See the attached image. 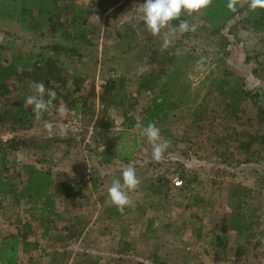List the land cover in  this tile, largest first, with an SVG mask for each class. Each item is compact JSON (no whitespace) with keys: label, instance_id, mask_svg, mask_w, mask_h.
Masks as SVG:
<instances>
[{"label":"trees","instance_id":"trees-1","mask_svg":"<svg viewBox=\"0 0 264 264\" xmlns=\"http://www.w3.org/2000/svg\"><path fill=\"white\" fill-rule=\"evenodd\" d=\"M121 1L98 0V7H113ZM240 1L243 0H237L236 12L227 8L228 0H212L211 5L192 15L182 12L180 20H187L190 24L194 16L201 20L202 24L198 25L195 32H175L180 20L171 21L156 36L147 30H144V34L141 27L138 28L141 36L137 35V28L120 32L118 40L125 46L119 48L132 56L142 68L136 75L138 77L133 76L137 79L138 90L147 96L140 108L142 117L139 129L142 130L148 123H154L160 129L163 141H171L164 156L177 153L189 131L197 129L198 150L212 147L214 155L221 159L222 164L238 168L256 158L264 167V91L248 89L244 79L235 77L227 61L231 45L237 43L244 53L246 49V63L255 59L258 65L253 70L256 77H264V9L252 11L249 8L250 0ZM92 8L80 3V0H0V23L16 24L25 34L35 33L51 39L38 50L13 53L9 58L0 57V98L3 101L0 129L7 125L14 130L29 131L45 121L55 119L61 105L66 106L68 111H74L75 116L89 118L86 122L91 125L97 124L99 120H90L98 103L124 109L127 85L132 79L126 74L129 71L118 74L114 69V74L105 78V84L101 86L102 93L96 95L93 86H83V79L76 77L70 83L69 74L60 60L62 57L81 58L84 56L83 51L94 47L88 22ZM140 24L145 27L144 23ZM165 36L170 40L167 47L163 46ZM146 55H149L148 60ZM201 58L203 63L198 65L197 61ZM144 61L150 63L143 66ZM129 67L127 65V69L131 70ZM203 70L208 74L199 78ZM33 81L42 82L46 89H54L57 93L53 101L55 107L46 111L41 121L35 120L32 106L25 102L27 96L35 94L29 87ZM44 98H48L46 94ZM175 112L184 115L179 124L183 127L184 135L180 138L172 135L169 127L165 130L162 128ZM51 145L50 139L0 140V196L10 197L13 209L21 203L29 206L26 213L30 215L23 222L17 220L14 232L0 235V264H21L23 259H27L26 264H36L42 259H47L48 264H132L126 256L103 261L100 255L84 252L79 256L78 253L55 249L56 243H78L84 240L91 227L87 217H68L65 212L69 211L67 205L82 202L84 190L90 193V198L93 197V193L91 195L87 189L88 184L94 193L98 192V186L93 174L88 181L76 182V192L73 179L57 182L48 169L31 163L8 162L11 154L44 150ZM124 146H120L117 159L127 163L131 160L133 150L126 152ZM108 162L107 158L105 163ZM149 165L152 172L156 173L146 185L150 194L159 198L173 194L169 176L180 180L179 194H189V172L179 161L152 160ZM247 199L248 189L234 188L230 210L223 213L220 236L216 237L225 244L219 241L209 246V249L215 254H222L220 250L223 247L222 258L232 257L234 248L226 247L228 234L231 233L239 240L236 244L245 255V260L256 264L258 259H264L261 254L264 234L259 230L263 223L249 215ZM212 203V200L207 202L210 208H213ZM197 204L198 201L194 203ZM0 211L4 214L7 212L2 208ZM107 212L111 227L119 230L116 242L120 247L118 252L128 255L135 244L125 238L128 208L125 206L121 213L111 204ZM57 223L63 226L58 228ZM154 225L157 223L153 219L146 223L144 232L140 234L143 241H154L159 231L158 226ZM194 227L198 231L201 229L199 225ZM109 228L105 227L104 231ZM61 232L65 234L57 236ZM44 239L50 240L51 244L49 248L42 249L37 257L31 251L40 249V240ZM183 257L187 264L186 260H197L199 255L192 256L187 251ZM150 259L159 263L155 254H151Z\"/></svg>","mask_w":264,"mask_h":264},{"label":"rangeland","instance_id":"rangeland-1","mask_svg":"<svg viewBox=\"0 0 264 264\" xmlns=\"http://www.w3.org/2000/svg\"><path fill=\"white\" fill-rule=\"evenodd\" d=\"M144 2L145 0H122L115 6L104 9V7H98V0H80V3L93 7L88 22L94 47L83 51L84 56L81 58L76 56L60 58L69 74V82H74L76 77L83 79V86H93L96 95L102 93L101 86L105 84L107 76L114 74V69L118 71V74L129 71L126 74L132 79L127 85L124 109L96 104L90 120L93 119L94 122L99 120L93 125L86 122L89 118L82 115L75 116L74 111L64 114L58 111L56 118L51 121L53 128L50 130L45 128L44 124L24 132L3 125L0 129L2 141H10L13 138L52 140V145L47 149L11 154L8 156V162L31 163L48 169L57 182H69L73 179L76 192H78L76 182L88 181L90 175L94 174L98 192L94 193L88 184L87 189L91 195L93 193V197L90 198V193L84 190L85 197L81 199L82 202L67 205L69 211L65 212L68 217L86 216L87 223L91 227L84 240L78 243L72 241L56 243L55 249L60 252L78 253L79 256L84 252L100 255L104 258L103 261L126 256L132 264H186L183 255L189 251L192 256L198 254L199 257L197 260H186L187 264H250L245 260L241 250H238L236 242L239 240H236L234 234H228V242H226V247L234 248L232 257L223 259V247L220 250L222 254H215L209 246L219 241L224 243L216 237L220 236L219 226L222 224L223 213L230 210L231 196L236 187L249 190L248 213L255 221L263 223L259 230L264 234V167L256 158L250 159L248 164L238 168L228 167L214 155L212 147L206 146L204 150H198L196 142L199 131L193 129L186 135L185 142H181L177 153L162 158L164 161H179L189 172V194H179L180 180L172 179L170 176L174 192L169 197H155L147 191L146 185L150 182V177L156 173L152 172V167L149 165V162L154 160L152 146L147 138L141 135V129H139L142 117L140 108L147 100V96L138 90L137 79L133 76L140 73L142 68L132 56L123 53V49L119 46L125 45L118 40L120 32L129 28H137L136 33L139 36L142 33L140 34L138 28L141 27L142 32L147 30L146 26L143 27L140 24L143 21L139 5ZM191 24L201 25L202 23L197 16H194ZM144 34H146L145 31ZM49 41L51 39L35 33L25 34L19 25L0 23V57L2 58H9L13 53L22 54V52L38 50ZM245 54L246 49L244 53L240 45L232 44L227 59L230 69L235 77L244 79L248 89L264 91V77H256L253 71L258 68L255 59L246 63ZM146 57L148 60L149 55ZM149 63L144 61L143 66ZM127 65L131 66L129 67L131 70L127 69ZM206 74L208 72L203 70L199 78H203ZM2 103L0 98V108ZM183 118V113H173L167 124L162 125L163 130L169 127L172 135L183 137V127L179 125ZM161 141H163L162 136ZM122 144L125 145L124 151L133 150L131 160L127 163L117 159ZM107 158L109 162L105 163ZM127 166L135 168L140 184L135 190L128 192L132 203L126 206L128 215L125 238L135 244L128 255H123L118 252L120 247L116 245V242L120 234L118 229L111 227L107 212L111 204L106 201L107 189L111 181L119 178L121 170ZM208 200H212L213 208L208 206ZM196 201L198 204L194 205ZM12 202L10 197L0 196V209L7 211L6 214L0 211V235L8 231L14 232L13 228L17 220L23 222L30 218V215L26 213V208L29 206L21 203L13 209ZM152 219L158 224L159 231L154 241L145 242L140 234L144 232L146 223ZM198 225L201 226L200 231L194 227ZM57 226L60 228L63 225L57 223ZM105 227L110 228L104 231ZM63 234L65 233H57V236ZM40 242V249L31 251L37 257L42 249L49 248L51 244L48 239L40 240ZM261 243L264 245V239ZM151 254L157 255L159 263L150 259ZM261 254L264 255V249ZM260 259L256 264H264V259L263 261ZM26 262L27 259H23L21 264ZM35 263L48 264L47 259L38 260Z\"/></svg>","mask_w":264,"mask_h":264},{"label":"clouds","instance_id":"clouds-1","mask_svg":"<svg viewBox=\"0 0 264 264\" xmlns=\"http://www.w3.org/2000/svg\"><path fill=\"white\" fill-rule=\"evenodd\" d=\"M212 0H145L139 5V10L142 13V21L153 36L159 35L163 29L173 20H180L182 12L188 15L198 13L202 9L211 5ZM227 8L232 11H237V0H228ZM249 8L252 11L264 9V0H250ZM198 25L190 24L187 20H180L178 27L174 30L180 34L186 32H195ZM170 41L167 36L164 38L163 46L167 47ZM203 58L197 61L198 65H202ZM29 87L34 90L35 94L29 95L26 98V104L32 106L34 118L36 121H41L43 114L50 108H54L53 101L56 100L57 93L54 89H46L44 83L30 82ZM45 94L47 99H45ZM61 114L68 112L66 106H61L57 109ZM44 126L47 129H52L53 124L50 121H45ZM141 135L146 137L152 146V158L159 162L162 160L164 153L170 147L171 141H161L160 129L154 123H148L141 130ZM140 184L136 170L132 166L124 167L121 170V176L114 178L111 181L110 187L107 189L108 203L115 205L117 210L123 212L125 206L132 203L128 192L135 190ZM154 226H158L154 225Z\"/></svg>","mask_w":264,"mask_h":264},{"label":"built area","instance_id":"built-area-1","mask_svg":"<svg viewBox=\"0 0 264 264\" xmlns=\"http://www.w3.org/2000/svg\"><path fill=\"white\" fill-rule=\"evenodd\" d=\"M180 184V183H179Z\"/></svg>","mask_w":264,"mask_h":264}]
</instances>
